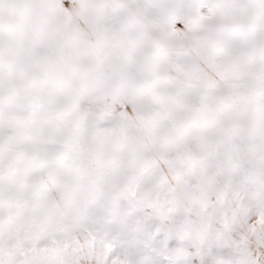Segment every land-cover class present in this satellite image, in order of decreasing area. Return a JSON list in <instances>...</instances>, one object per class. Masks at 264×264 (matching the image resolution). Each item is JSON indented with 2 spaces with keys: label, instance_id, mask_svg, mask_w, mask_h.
Wrapping results in <instances>:
<instances>
[{
  "label": "snow or ice",
  "instance_id": "snow-or-ice-1",
  "mask_svg": "<svg viewBox=\"0 0 264 264\" xmlns=\"http://www.w3.org/2000/svg\"><path fill=\"white\" fill-rule=\"evenodd\" d=\"M0 264H264V0H0Z\"/></svg>",
  "mask_w": 264,
  "mask_h": 264
}]
</instances>
